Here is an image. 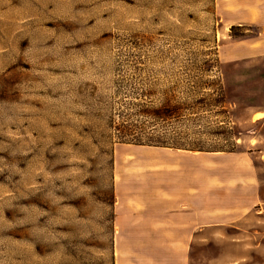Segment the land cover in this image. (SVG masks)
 <instances>
[{
	"label": "rangeland",
	"instance_id": "1",
	"mask_svg": "<svg viewBox=\"0 0 264 264\" xmlns=\"http://www.w3.org/2000/svg\"><path fill=\"white\" fill-rule=\"evenodd\" d=\"M0 264H264V0H0Z\"/></svg>",
	"mask_w": 264,
	"mask_h": 264
},
{
	"label": "trees",
	"instance_id": "2",
	"mask_svg": "<svg viewBox=\"0 0 264 264\" xmlns=\"http://www.w3.org/2000/svg\"><path fill=\"white\" fill-rule=\"evenodd\" d=\"M173 110L174 109L172 107L169 108L167 106H164V107L153 110L152 115L157 117V118H168L171 116ZM122 135H123V133L121 132V129L118 128V136L121 138ZM148 143L149 144H147V146H154V145H151L152 142H148ZM137 144L141 145L139 142ZM142 145H144V144H142Z\"/></svg>",
	"mask_w": 264,
	"mask_h": 264
}]
</instances>
